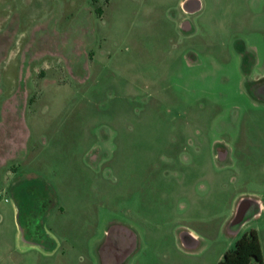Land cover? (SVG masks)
I'll list each match as a JSON object with an SVG mask.
<instances>
[{"label": "rangeland", "instance_id": "rangeland-1", "mask_svg": "<svg viewBox=\"0 0 264 264\" xmlns=\"http://www.w3.org/2000/svg\"><path fill=\"white\" fill-rule=\"evenodd\" d=\"M260 73L264 0H0V264H102L125 226L114 264L232 246L264 204Z\"/></svg>", "mask_w": 264, "mask_h": 264}, {"label": "crops", "instance_id": "crops-1", "mask_svg": "<svg viewBox=\"0 0 264 264\" xmlns=\"http://www.w3.org/2000/svg\"><path fill=\"white\" fill-rule=\"evenodd\" d=\"M199 6V5H198ZM197 6V7H198ZM258 77L264 76L262 73L257 75ZM256 202V207L253 208L250 211V214L247 215V218L239 222V226L237 230L234 231H228L226 235V240H228V245L231 244L232 246H228L224 250H220V252L217 251V253L213 256L212 260H209V262H206L205 264H215L219 259L222 258L223 253L226 249L233 247L235 240L246 230L249 228H254L256 229L261 248H262V253H263V260H264V228H263V223H260L259 221L254 220L255 218L257 219L263 214L264 210V204L261 203L260 201H255ZM255 221V222H253ZM126 230L125 231H119V233H113L112 231H107L105 233V238L102 243V246L100 247L99 256L101 258V263L102 264H114L115 261L121 260L122 256L128 251L129 247H133V239L132 238V231H130L126 226L124 227ZM188 234L184 233L183 236L185 238L193 237L195 234ZM38 244V243H37ZM47 252H45L46 254Z\"/></svg>", "mask_w": 264, "mask_h": 264}, {"label": "trees", "instance_id": "trees-1", "mask_svg": "<svg viewBox=\"0 0 264 264\" xmlns=\"http://www.w3.org/2000/svg\"><path fill=\"white\" fill-rule=\"evenodd\" d=\"M215 264H264L262 248L256 229L244 231L233 247L224 251Z\"/></svg>", "mask_w": 264, "mask_h": 264}, {"label": "water", "instance_id": "water-1", "mask_svg": "<svg viewBox=\"0 0 264 264\" xmlns=\"http://www.w3.org/2000/svg\"><path fill=\"white\" fill-rule=\"evenodd\" d=\"M238 212V211H237Z\"/></svg>", "mask_w": 264, "mask_h": 264}]
</instances>
